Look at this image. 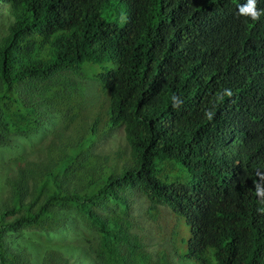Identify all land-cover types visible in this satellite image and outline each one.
I'll return each mask as SVG.
<instances>
[{"label":"trees","instance_id":"obj_1","mask_svg":"<svg viewBox=\"0 0 264 264\" xmlns=\"http://www.w3.org/2000/svg\"><path fill=\"white\" fill-rule=\"evenodd\" d=\"M157 3L0 0V264H264V46L236 49L254 58L226 86L158 82L159 46L184 60L203 38ZM122 4L145 43L109 69ZM137 205L167 218L169 254Z\"/></svg>","mask_w":264,"mask_h":264},{"label":"clouds","instance_id":"obj_2","mask_svg":"<svg viewBox=\"0 0 264 264\" xmlns=\"http://www.w3.org/2000/svg\"><path fill=\"white\" fill-rule=\"evenodd\" d=\"M121 6L123 12L115 11L111 20L119 31L126 32L129 37L124 44L125 47L122 46L114 54L115 59L107 63L109 69L116 67L117 58L129 55L145 43L144 39L140 40L136 36L138 26L135 28L132 20L133 10L123 4ZM156 6L153 16L165 14L174 21L189 16V27L193 28L192 30L202 29L203 38V44L198 48L197 53L185 57L184 60L182 58L175 60V53L169 50V44L159 46L155 53V64L165 57L167 65L164 67L162 77L157 78L158 82L167 83L170 78L177 79L179 72H184L185 79L181 82V86L187 83L199 84L203 78H211V80L216 78L222 86H226L234 76L233 72L237 66L234 63L254 58L249 57L251 54L240 55L236 49L243 46H264V0H158ZM224 49H229L230 53L221 56ZM260 58L264 60V55ZM257 64L258 69L261 70L262 64L259 60ZM149 79L151 80L150 77ZM224 95L231 96V90H225ZM220 98L222 100L223 96ZM172 100L173 106H178V98L173 96ZM256 115L264 125L262 120L264 112L260 113L258 108ZM244 139L245 137L239 135V147L233 144L232 150L240 149ZM257 192L258 194L260 192L259 186ZM137 209V213L144 212L145 206L137 205ZM137 218L139 220L138 215Z\"/></svg>","mask_w":264,"mask_h":264},{"label":"rangeland","instance_id":"obj_3","mask_svg":"<svg viewBox=\"0 0 264 264\" xmlns=\"http://www.w3.org/2000/svg\"><path fill=\"white\" fill-rule=\"evenodd\" d=\"M116 9H117L116 10L117 13H122L123 12V9H122L121 5L117 6ZM121 19H123V16H122ZM85 70H86V72H90L91 71L90 64L86 65ZM120 136H121V134H120ZM5 153L6 152H0V156H3ZM137 215L139 216L140 223L144 226V233H145V235L147 237V243L150 246L149 250L152 253H154V254H157L158 252H160L162 250H166V252L169 254L170 253V243L169 242L166 243L165 241L169 240L170 231L172 230V227L171 226H167L168 225L167 218L163 217V216H160L157 219V224H155L153 226H150V222H152V219H150L148 216H146L144 214V212L140 211V212L137 213ZM159 224L161 226H164V228L166 229V234H164L163 230H162L161 233L158 232L157 228H158ZM32 236L37 241H39L41 243H44V244H47V240L40 233H34V234H32ZM161 241H163V242L157 245V243H159ZM191 263H193V262H191ZM177 264H178V262H177ZM194 264H196V263H194Z\"/></svg>","mask_w":264,"mask_h":264}]
</instances>
